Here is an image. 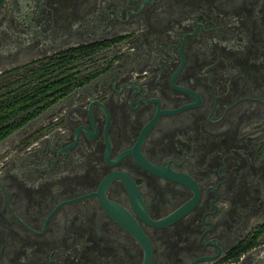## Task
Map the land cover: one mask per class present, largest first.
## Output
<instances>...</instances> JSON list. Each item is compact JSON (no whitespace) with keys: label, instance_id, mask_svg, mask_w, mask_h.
Wrapping results in <instances>:
<instances>
[{"label":"flooded vegetation","instance_id":"af4514ba","mask_svg":"<svg viewBox=\"0 0 264 264\" xmlns=\"http://www.w3.org/2000/svg\"><path fill=\"white\" fill-rule=\"evenodd\" d=\"M34 85L0 264H264V0H0V104Z\"/></svg>","mask_w":264,"mask_h":264},{"label":"trees","instance_id":"16d2710c","mask_svg":"<svg viewBox=\"0 0 264 264\" xmlns=\"http://www.w3.org/2000/svg\"><path fill=\"white\" fill-rule=\"evenodd\" d=\"M42 69H39L40 72ZM42 89L39 88L37 85L30 86L28 90L23 92V97L21 99H13V98H6L0 104V141L4 137H6L9 133L14 131L15 129L19 128L22 122H25L28 117H24L23 114L25 113L26 109L23 108L22 105L27 104L28 106H33L39 103L37 100L40 98ZM28 92V95L25 93ZM41 111L37 110L34 111L31 115L32 117ZM22 118L21 121H15L16 118Z\"/></svg>","mask_w":264,"mask_h":264}]
</instances>
